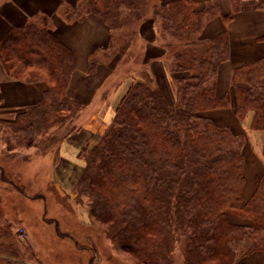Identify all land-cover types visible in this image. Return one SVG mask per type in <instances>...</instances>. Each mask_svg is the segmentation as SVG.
<instances>
[{
  "label": "trees",
  "instance_id": "trees-1",
  "mask_svg": "<svg viewBox=\"0 0 264 264\" xmlns=\"http://www.w3.org/2000/svg\"><path fill=\"white\" fill-rule=\"evenodd\" d=\"M84 1L83 13L71 20L93 15L112 37L125 30V13L143 16V0ZM230 4L235 12L241 3ZM198 6L197 0H158L147 16L166 49L174 98L166 99L141 70L142 79L131 82L100 140L79 152L84 168L77 191L113 243L140 264H236L264 251V172L244 200L245 135L202 114L229 104L216 95V73L229 56V41L225 30L200 37L217 12L213 3ZM255 6L264 8V0H255ZM115 37L106 49L123 52L126 44L119 46ZM95 56L88 72L96 66ZM0 66L21 81L48 85L35 106L16 119L0 120L2 151L32 145L42 130L64 128L57 137L63 139L76 128L71 123L84 105L66 95L75 56L54 35L49 16L33 15L6 32ZM231 89L235 116L243 120L251 112L249 128L264 138V55L233 69ZM8 136L16 139L14 146ZM261 155L264 160V139ZM178 234L186 239L185 258L172 260Z\"/></svg>",
  "mask_w": 264,
  "mask_h": 264
},
{
  "label": "crops",
  "instance_id": "crops-1",
  "mask_svg": "<svg viewBox=\"0 0 264 264\" xmlns=\"http://www.w3.org/2000/svg\"><path fill=\"white\" fill-rule=\"evenodd\" d=\"M78 1L4 0L0 2V41L11 27L23 24L31 16L40 13L49 16L53 23L54 35L75 56V69L71 75L66 95L87 108H91L90 115L86 117V120L95 113V107L108 85V74L117 67V63L122 58L125 61L121 64L128 66L129 73L122 78L119 77L115 86L111 87L108 98L109 106L114 107L118 104L131 82L138 76L137 74L142 78L141 70L144 71L152 85L160 89L166 99L172 100L174 85L173 77L165 61L166 49L158 40L157 30L150 20L141 24L140 29L137 28L133 34L137 40L136 43L140 42L137 63L133 60L135 58L133 56L134 48L130 43L124 52L119 53V57L112 67H107L106 61L100 60L97 61L93 72H88L90 57L99 50H105L111 42L112 35L111 31L93 15L70 21L59 15V8L64 4L73 5ZM197 1L199 8L204 7L208 2L215 4L217 12L214 17L205 22L200 37L211 39L225 30L229 41V56L219 64L216 73V95L218 97L225 96L229 104L225 107L203 111L202 114L214 119L219 125L229 126L235 132L247 135L249 150L244 151L243 174L245 180L241 191L243 199L246 200L254 191L264 172V160L261 155L264 138L261 131L250 130L251 112L243 120H239L235 116L232 105L231 74L235 67L264 55V8H257L255 0H240V8L234 12L231 9L230 0ZM228 16L230 18L225 19ZM129 50L132 54L128 53ZM105 69L106 71H103ZM47 89L48 85L44 81H21L6 75L1 70L0 120L16 119L19 113L35 106ZM222 120L223 122H221ZM80 131H82L81 128L74 129L65 138L60 139L59 150H56L50 159L51 167L67 168L78 165V149L90 140V136L86 135V139H80L75 143L74 135L80 134ZM2 148L3 142L0 139V150ZM250 150L253 154L249 153ZM7 189L5 186L1 191L7 192L9 190ZM1 219H3L1 223L6 224V221H9L6 218ZM236 264H264V251L258 250L243 256Z\"/></svg>",
  "mask_w": 264,
  "mask_h": 264
},
{
  "label": "rangeland",
  "instance_id": "rangeland-1",
  "mask_svg": "<svg viewBox=\"0 0 264 264\" xmlns=\"http://www.w3.org/2000/svg\"><path fill=\"white\" fill-rule=\"evenodd\" d=\"M156 3L158 0H143L139 7L143 16L139 19L125 13V30L117 31L111 40L113 46L114 37L119 33L121 35L115 37L119 39V46L133 44V60L136 63L139 61L140 42L136 43L133 34L145 21H151L147 16H150L152 5ZM84 8L85 1L79 0L77 4H64L58 12L63 19L71 13V20L72 16H80ZM51 24L53 28L52 21ZM119 53L113 49L99 50L95 61L104 60L107 67H112ZM128 53L132 54L131 50ZM124 61L122 58L108 74V85L95 107V113L91 115L90 124L83 123L88 120L86 117L91 111L86 106L81 108L71 123L76 125L75 129H82L80 134L74 135L75 143L90 136L86 143L90 148L110 126L116 106H109L108 98L116 80L129 73L128 66L122 65ZM137 75L135 79H142ZM50 130H42L32 145L17 147V152L0 150V219L9 220L6 224L1 223L3 219L0 220V264H140L113 243L107 235L106 225L92 215L85 196L77 191L76 184L84 168L80 149L77 166L51 167L50 159L60 146L57 137L64 132V128L53 130L52 134L46 136ZM4 135L0 134V137L4 138ZM244 135L243 151H247L249 144L247 135ZM15 142V138H10L12 146ZM249 153L253 154L251 150ZM5 186L9 190L2 192ZM177 236L170 254L172 260L185 258L186 239L179 234Z\"/></svg>",
  "mask_w": 264,
  "mask_h": 264
}]
</instances>
